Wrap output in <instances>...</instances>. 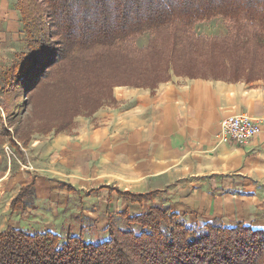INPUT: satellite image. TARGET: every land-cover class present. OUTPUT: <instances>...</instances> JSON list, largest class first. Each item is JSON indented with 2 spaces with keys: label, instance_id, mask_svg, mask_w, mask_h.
I'll return each mask as SVG.
<instances>
[{
  "label": "trees",
  "instance_id": "16d2710c",
  "mask_svg": "<svg viewBox=\"0 0 264 264\" xmlns=\"http://www.w3.org/2000/svg\"><path fill=\"white\" fill-rule=\"evenodd\" d=\"M17 8L28 49L1 73L0 94L14 100L46 90L59 95L60 107L35 113L25 127L22 119L13 121L20 103L1 99L0 147L9 142L22 159L18 142L27 148L34 134L70 130L80 116H94L116 87L156 90L175 75L264 81V0H19ZM213 19L228 23V34L198 36L197 26ZM143 35L149 43L139 48ZM12 107L16 115L9 114ZM118 193L129 203L152 205L141 214L112 216L108 238L96 242L72 231L64 238L8 227L0 233V264H264L262 229L219 219L192 224L157 203L163 192ZM34 197V184L23 187L11 214L32 207Z\"/></svg>",
  "mask_w": 264,
  "mask_h": 264
},
{
  "label": "crops",
  "instance_id": "0c3cea01",
  "mask_svg": "<svg viewBox=\"0 0 264 264\" xmlns=\"http://www.w3.org/2000/svg\"><path fill=\"white\" fill-rule=\"evenodd\" d=\"M9 6L8 0H0V23L10 20ZM157 88L116 87L117 108L111 111L104 106L90 118L95 126L80 127L67 137L61 134L55 138L56 158L65 171L68 162L69 182L45 184L37 175L23 183L7 203L11 217L37 209L45 197L50 202L61 189L71 194L86 191L90 195L88 204L96 208L93 213L87 207L84 213L96 220L97 229L101 228L98 231L103 230L99 232L101 238L107 239L112 216L123 212L141 214L149 204L129 203L119 196V191L146 194L170 190L181 200L176 213L199 215V225L219 219L226 226L244 223L264 230V196L256 192L258 185L264 187V81L232 83L175 75ZM240 114L259 121L261 134L241 147L218 144L221 123L226 117ZM65 142L67 146L63 148ZM23 171L20 173L24 176ZM12 174L11 165L0 171V199L5 195L3 185L14 189L15 184L10 183V178L15 177ZM242 178L245 191L233 192L240 187L238 180ZM31 184L35 187L34 205L12 215L11 202ZM103 192L108 194L106 200ZM98 199L99 206L95 202Z\"/></svg>",
  "mask_w": 264,
  "mask_h": 264
},
{
  "label": "rangeland",
  "instance_id": "374dc122",
  "mask_svg": "<svg viewBox=\"0 0 264 264\" xmlns=\"http://www.w3.org/2000/svg\"><path fill=\"white\" fill-rule=\"evenodd\" d=\"M18 1L19 0H8V3L10 5L9 10L11 18L9 21H6V23H0V75L5 69L9 68L16 62L17 57L21 53H25L28 49L27 36L23 32L21 24V12H19L17 8ZM12 12H15V16L13 19ZM229 30L230 26L228 23L224 22L221 19H213L211 21L198 25L196 28V33L198 36L205 38H222L228 34ZM45 32L49 33V35L52 32L51 27L49 25H46ZM50 36L46 38L48 43H50L52 40ZM148 43L149 36L143 35L142 38L138 39L137 46L139 48L146 47ZM55 69L56 66L51 67L48 70V75L54 72ZM114 91L113 98L111 100L105 101L103 103L105 107L102 106L101 108H111L109 109L111 111L117 108L118 105L114 100ZM49 94L51 93L46 90L44 92L41 90V93H38L36 95H31L29 94V91H25L24 94L21 93L14 100L11 99L10 96L6 97L5 94H0V105L2 104L1 99H4V102L8 101V104L10 101H12L13 104L19 102L20 105L17 107L19 109V113L16 118L15 116H13V121H16V119H18V122H20V120L22 119L23 121L21 120L22 122H20L19 125H23L26 127L28 126V121H32L35 113H40L43 110L48 115L51 114L54 110L56 111L57 108H60L58 101L59 95L57 93H53L50 97H48L47 100L43 98V96L46 97ZM16 109L12 107L9 110V114L16 115ZM92 117L80 116L79 118H77H82L80 122H75L76 124H74V126L70 130H65L62 133L56 134L54 133V131H52L47 135L34 134L31 138V144L27 148H25V157L23 159H21L20 156H18L14 152L9 142L3 144L0 147V171L4 170L7 166L9 167V165H11L13 172L12 176H15L14 178H10V183L15 184L14 189L9 184L3 185L5 195L2 196V198L0 199V232H3L4 229H7L11 226L18 229L20 227L28 228V230L30 231L52 230L53 232H55V234L61 235L66 238L68 230L72 228V233L76 234L77 236H80L81 233L84 234L85 239L88 242H96L97 240L100 241V239H104L101 238L102 235L99 234V232H102L103 230L98 231V229L101 228L97 229V226L95 224L96 220L92 219L88 213H84V210H87V207L92 208L91 210L93 213L94 209L96 208L95 204L94 207L92 204H88L87 199L90 195H88L86 191L71 194L67 190L65 191L61 189L59 192L54 193L55 196H52L50 202L47 201L46 197L43 198V200L42 198H39L42 200L39 201L42 202L40 207L35 210L33 208H30L26 213H21L16 217H11V215L9 214L10 212L6 210V208L8 207L7 203L9 202L11 197L16 193L15 190L20 188L23 183H27L29 181L31 182L32 180H34L37 175H39L42 182H46L45 184H47V182L51 183L52 181V183H55L57 186V183H59L60 180H63L64 182H69L71 172L67 171L69 169L67 166L68 162H65V171L63 169L64 167L59 164L60 161H58L56 158L58 154H56L57 152H55L56 147L53 148L54 140L55 138L57 139V137L61 134H64L63 136L67 137L68 133H74V129L90 125L95 126V123L90 122V118ZM34 124L35 123H33V125ZM66 146L67 142H65L62 147L65 148ZM58 150L59 149L57 147V151ZM21 160L28 165L25 166V164L22 163ZM21 169L24 170V176L22 175V173H20ZM83 169L85 170L86 174V167H83ZM91 174H93V172ZM244 179L245 178L238 180L241 182L240 187H235L233 189V192L235 191L238 193H243V190L245 191L244 184H246V182ZM45 184L42 186L44 191L46 190ZM162 192V195H160L156 199L157 203L161 205L163 203H166V205L171 204V208L174 210L173 212H176V210L178 209V205L180 204L179 202H181L180 199H177L179 197H176L177 195L174 196L170 190ZM256 192L258 194L260 193L261 197H263L264 187L258 185ZM102 196L103 200H106L108 197L107 192H103ZM54 199L56 202L53 201ZM95 202L97 206H99V199ZM151 205L152 202L150 201L149 204L146 207L143 206V208L145 207L146 211L147 208H149ZM186 215L187 219L192 224L198 223L197 221H199L200 219L199 215L194 213H188ZM79 224H82V226H80ZM118 225L123 226L124 222L118 221ZM80 229L82 230L80 231Z\"/></svg>",
  "mask_w": 264,
  "mask_h": 264
},
{
  "label": "built area",
  "instance_id": "2783aa9c",
  "mask_svg": "<svg viewBox=\"0 0 264 264\" xmlns=\"http://www.w3.org/2000/svg\"><path fill=\"white\" fill-rule=\"evenodd\" d=\"M261 134V124L247 114L229 116L221 123L217 133L218 144L233 143L237 146L247 145Z\"/></svg>",
  "mask_w": 264,
  "mask_h": 264
}]
</instances>
